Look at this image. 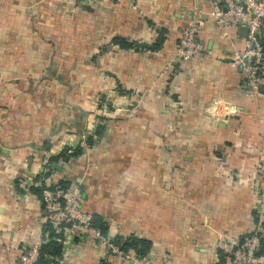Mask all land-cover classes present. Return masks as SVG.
<instances>
[{"label": "crops", "instance_id": "1", "mask_svg": "<svg viewBox=\"0 0 264 264\" xmlns=\"http://www.w3.org/2000/svg\"><path fill=\"white\" fill-rule=\"evenodd\" d=\"M212 2L0 0V264L40 242L30 188L47 170L46 184L79 187L109 243L150 241L152 264H220L253 233L264 82L245 95L231 65L245 34L223 38ZM190 21L204 50L180 62ZM62 250L57 264H132L91 238L66 236Z\"/></svg>", "mask_w": 264, "mask_h": 264}, {"label": "built area", "instance_id": "2", "mask_svg": "<svg viewBox=\"0 0 264 264\" xmlns=\"http://www.w3.org/2000/svg\"><path fill=\"white\" fill-rule=\"evenodd\" d=\"M87 5H93L98 0H80ZM214 23L220 29L223 38L230 39V32L245 28L246 36L242 48L232 53L231 65L241 70L244 84L247 87L246 96L254 97L264 82V2L261 0H213L212 12ZM199 24L190 21L182 30L176 47L177 60L188 62L204 50L202 44L196 41ZM264 137V128L260 130ZM56 184V183H54ZM51 185V184H50ZM258 222L252 234L243 237L235 248L227 253V264H264V256H256L260 239L264 237V162L261 167L260 190L258 191ZM44 223L51 225L56 233L64 237L91 238L109 247L123 256L116 245L109 243L99 231L91 225V214L82 206V194L77 185H71L63 190L44 191L42 197ZM42 240L20 256L21 264H33L38 255V247ZM132 264H152L149 254L141 257H131Z\"/></svg>", "mask_w": 264, "mask_h": 264}, {"label": "trees", "instance_id": "3", "mask_svg": "<svg viewBox=\"0 0 264 264\" xmlns=\"http://www.w3.org/2000/svg\"><path fill=\"white\" fill-rule=\"evenodd\" d=\"M114 43L121 49H127L131 46V43H126L120 39H115ZM79 153L80 150L76 149L74 150L72 155L77 156ZM68 157L62 153L59 154L58 156L49 158L48 162L52 165L54 164L56 165L60 159L67 161ZM49 174H50L49 170L42 172L39 175V177L37 176L35 179V182L38 183V185L31 186L30 188L31 193L38 198L41 204H42V197L44 191L55 190L56 188L65 190L71 186L69 182L65 180H59L57 181L56 184H51V185L46 184L43 180L44 178L49 176ZM91 217H92L91 225L95 227L103 237H105L107 233V227L103 223L102 219L94 214L93 215L91 214ZM63 238H64L63 233H56L55 229L51 225H49L48 223H44L41 229L42 243L38 247V255L33 264H57L62 258ZM110 243L116 245L120 250V252L122 253V255H132V257L134 258H141L147 255L151 249L150 241L138 239L134 237L124 240L120 239L119 237H115L112 241H110ZM218 254L220 257V264H225L227 254L221 251ZM256 256L259 257L264 256V237L260 239V246L258 251L256 252Z\"/></svg>", "mask_w": 264, "mask_h": 264}, {"label": "water", "instance_id": "4", "mask_svg": "<svg viewBox=\"0 0 264 264\" xmlns=\"http://www.w3.org/2000/svg\"><path fill=\"white\" fill-rule=\"evenodd\" d=\"M239 30L245 34L244 36H246V29L245 28H240Z\"/></svg>", "mask_w": 264, "mask_h": 264}]
</instances>
